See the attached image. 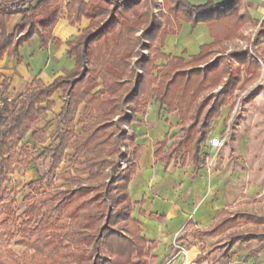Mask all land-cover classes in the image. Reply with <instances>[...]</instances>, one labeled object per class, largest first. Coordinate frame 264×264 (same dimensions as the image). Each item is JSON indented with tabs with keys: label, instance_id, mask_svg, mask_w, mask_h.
Here are the masks:
<instances>
[{
	"label": "trees",
	"instance_id": "trees-1",
	"mask_svg": "<svg viewBox=\"0 0 264 264\" xmlns=\"http://www.w3.org/2000/svg\"><path fill=\"white\" fill-rule=\"evenodd\" d=\"M152 3L153 0H0V55L6 51L17 60L19 47L32 35L38 34L43 46L55 40L51 33L61 15L65 14L71 23L81 18L89 20L88 26L67 42L68 54L75 61L72 75L57 77L50 84L34 78L24 92L0 109V227L4 226L0 238L13 237L11 228L20 218L16 230L20 238L16 243L25 247L22 254L13 250H7L5 255L0 252V264H146L149 248L140 235L138 222L131 217L127 189L139 147L134 133L124 130V125L136 120L135 114L149 99L169 113L176 111L181 135L161 157L165 162L172 157L189 159L197 169L205 159L201 144L221 108L234 106L238 91L261 75L259 63L246 50H234L228 56L221 53L208 61L211 54L223 50L226 42L244 37L243 28L251 17L242 0H207L203 5L165 0L167 13L159 16L151 14ZM13 14L21 18L8 34L6 22ZM104 14L108 16L100 23ZM180 20L192 26L206 23L212 37L188 61L165 55L159 49L167 35L176 33ZM96 24L99 26L93 29ZM262 41L264 19L255 33V42ZM157 59L166 62L159 66ZM234 62L237 66H233ZM242 71L247 75L245 79ZM6 89L4 81L1 95L6 94ZM56 89L62 91V106L56 115L54 144L44 147L40 154L28 153L22 144L28 133L35 145L47 140L38 125L48 119L53 106L50 98ZM81 104L88 111L76 119ZM76 123L81 126L79 132ZM121 146L125 151H120ZM116 153L128 165L120 173L104 175L107 166L115 167ZM41 156L48 157L47 169L27 184L30 192L37 194L26 204L22 217L14 216V196L2 185L10 181L15 163H28L30 158ZM62 160L73 167L57 175L61 183L53 190L39 193L44 177L54 174ZM76 164L83 166L85 178ZM102 175L107 182L98 181ZM99 188L101 192L88 199L100 198L95 212L82 217L78 213L81 203L72 207L73 202ZM31 223H35L32 228ZM226 230L219 246L221 257L229 258L227 254L235 242L255 240L261 248L264 213L221 210L209 228L197 233L209 235ZM93 251L100 257L91 259Z\"/></svg>",
	"mask_w": 264,
	"mask_h": 264
},
{
	"label": "crops",
	"instance_id": "crops-1",
	"mask_svg": "<svg viewBox=\"0 0 264 264\" xmlns=\"http://www.w3.org/2000/svg\"><path fill=\"white\" fill-rule=\"evenodd\" d=\"M186 1L203 5L207 0ZM223 1L228 0H213ZM242 1L251 17V22L243 28L244 34L246 26L255 31L264 19V0ZM20 18V14L10 16L6 22L8 34ZM88 24L86 18L71 23L63 14L52 29L55 40L46 46L34 34L19 47L20 60L4 51L0 55V94L4 81L7 84L4 95H11L28 87L34 78L50 84L57 77L71 73L75 61L68 54L67 42L75 39ZM211 41L206 23L192 26L180 20L176 33L167 35L159 49L165 55L188 61L198 54L200 46ZM165 62L156 60L159 66ZM250 92L240 96L238 107L221 108L201 144L205 159L197 169L189 159L180 161L172 157L165 162L161 157L181 135L176 111L169 113L149 99L135 114L136 120L128 128L134 133L139 150L127 189L132 202L131 217L138 222L140 235L149 248L146 264H168L172 257L174 264H220L225 260L234 264H264V246L259 248L258 241L235 242L227 254L229 258H223L219 246L227 230L209 235L197 233L209 228L221 210L264 213L252 208L264 207V89ZM61 106L62 103L56 115ZM175 243L186 249V256L178 252Z\"/></svg>",
	"mask_w": 264,
	"mask_h": 264
},
{
	"label": "rangeland",
	"instance_id": "rangeland-1",
	"mask_svg": "<svg viewBox=\"0 0 264 264\" xmlns=\"http://www.w3.org/2000/svg\"><path fill=\"white\" fill-rule=\"evenodd\" d=\"M154 6H157L156 11H153ZM150 11H151V14L154 16H159V14H161V13H163V14L167 13L166 7H165V0H161V2L159 4H157V0H153V3L150 6ZM107 14H104L101 16L100 21H99L100 23H102L105 20V18H107V16H108ZM96 26H99V24L94 25L93 29L96 28ZM258 27L256 29H254L255 31H253V30H249V26H246L245 30L247 32H245L243 34L244 37L236 38L235 40H231L230 42L225 43V46H223V48H222L223 50L218 51V52H214L208 58V61H209V60H212L213 58H215L216 56H219L221 53L224 55H227L231 51L241 49V50H246L247 54L252 59L256 60L259 63V65L261 67V75L258 78L254 79L250 84H248V86L244 90L238 91V97H237L236 102L234 104L235 107H238L239 103H241V102L238 103V101H241L240 98L242 96L246 95L251 90L257 91V89H259L260 87H263V89H264V41L255 42V33L258 30ZM140 32H141V29L139 31H137L136 34L139 35ZM133 60H134V58H133ZM228 62H230V63L233 62L230 57L228 58ZM233 66H237V63L234 62ZM241 68L243 69V66ZM63 75L69 76L72 74L68 73L67 75L66 74H63ZM246 76H247L246 73L244 71H242L243 79H245ZM26 89H27V86L22 88L18 92L12 93L10 96L12 98H14L18 94L24 92ZM215 90H217V88L214 89V91ZM53 94L54 95H52V98L55 100L56 104L52 107V110L48 113V119L41 121L38 125V126L43 128V131L45 132V134L47 136V140L43 144L35 145L33 143V140L29 137V133H28L26 135V137L24 138V140L22 141V144L28 149V151H27L28 153H30V152L34 153L35 152V153L40 154V153H42V150L44 147H47L49 145L54 144L55 117H56V112L62 103V97H61L62 91L60 89H56V91ZM87 111H88V109H86L85 107H83V105H81L78 109L76 119L83 118V116L87 113ZM75 129L78 132L81 131V126L79 123L78 124L76 123ZM120 151H122V152L125 151V147L121 146ZM28 153H27V155H28ZM23 156H25V155H23ZM113 158L116 161L115 167L112 169V168L107 166L104 169V175L106 173L107 174L109 173V175L120 173L128 165L127 161L117 157V153L113 155ZM47 164H48V157L41 156V157H38L35 159L30 158V161L28 163L20 162V163H15L13 165V173L10 175V181L4 183L2 186H5L7 189H9L11 191V196H14L15 201L12 205L14 216L22 217L21 214L24 211L26 204L28 203V201L31 199L32 196H35L37 194V193L34 194V192H30L27 184H28V182H30V181L40 177L42 174H44V172L47 169ZM75 166L77 168H79V170H81V172H82L81 176L83 178H85L86 174L84 173L83 166H80L77 164ZM72 167H73V165L71 162H69L67 160L66 161L62 160L60 162V164L58 165V168L56 169L54 174L46 175L44 177V179L42 181V186L39 188V193H44V192L53 190L56 186H58L61 183V180L58 178L57 175L59 173L65 171V170H70ZM104 175L99 177L98 181L105 180V182H107L108 178L106 179V177ZM101 190L102 189L99 188L98 190L92 191L89 194L84 195L80 199L75 200L73 202L72 207L77 206L78 204L81 203L79 208H78V213L82 217L86 216L88 214L94 213L96 206H97V203L100 200V198L99 199L97 198V199L92 200V201H88V199L94 197L95 194H98V192H101ZM28 196H29V198H28ZM252 208L259 211V212H264V207H261L259 205H254ZM1 218H2V216H0V219ZM19 222H20V218L18 219L16 226L14 225L11 228L12 232H14L13 237H8L7 235H5L3 238H0V252L3 255H5L7 250H13L17 254H22L25 252V247L16 243L17 240L20 238V233L16 232L17 225ZM34 225H35V223H31L30 227L32 228V226H34ZM3 228H4V226L0 227V230H3ZM81 247H83L82 249H84L85 245H82ZM82 249L81 250L79 249L78 253L79 252L81 253ZM98 257H100V253L99 252L95 253L93 251L92 255H91V259L98 258Z\"/></svg>",
	"mask_w": 264,
	"mask_h": 264
},
{
	"label": "built area",
	"instance_id": "built-area-1",
	"mask_svg": "<svg viewBox=\"0 0 264 264\" xmlns=\"http://www.w3.org/2000/svg\"><path fill=\"white\" fill-rule=\"evenodd\" d=\"M161 2V0H157V4H159ZM157 9V6H154L153 7V11H156ZM145 51V50H144ZM143 51V52H144ZM146 53V52H144ZM12 101V97L10 95H1L0 94V109L4 106V104L6 102H11ZM127 113H129V111L127 110ZM124 130H129L128 126L127 125H124ZM174 246L178 249V252L183 254L184 256H186V249L181 246V245H178V244H174ZM168 264H174L173 262V257L171 258L170 261L167 262ZM183 264H192V263H186L184 262ZM220 264H234V262L232 260H225L224 262L220 263Z\"/></svg>",
	"mask_w": 264,
	"mask_h": 264
}]
</instances>
